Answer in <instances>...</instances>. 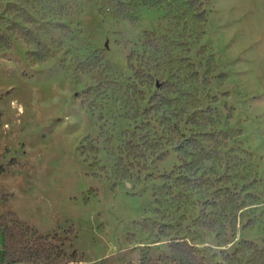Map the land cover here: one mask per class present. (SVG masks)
<instances>
[{
  "label": "rangeland",
  "instance_id": "obj_1",
  "mask_svg": "<svg viewBox=\"0 0 264 264\" xmlns=\"http://www.w3.org/2000/svg\"><path fill=\"white\" fill-rule=\"evenodd\" d=\"M3 215L77 264H264V0H0Z\"/></svg>",
  "mask_w": 264,
  "mask_h": 264
},
{
  "label": "trees",
  "instance_id": "obj_2",
  "mask_svg": "<svg viewBox=\"0 0 264 264\" xmlns=\"http://www.w3.org/2000/svg\"><path fill=\"white\" fill-rule=\"evenodd\" d=\"M0 234L5 237L4 250L8 264L30 263L32 260L37 261L42 258H51L53 264H60V261H64L63 264H77L78 262L76 251L69 255L60 246L54 244L49 245L47 250L41 249L48 237H37L32 247L23 246L26 238L31 235V229H24L17 224L11 226L8 223V215L0 217Z\"/></svg>",
  "mask_w": 264,
  "mask_h": 264
}]
</instances>
